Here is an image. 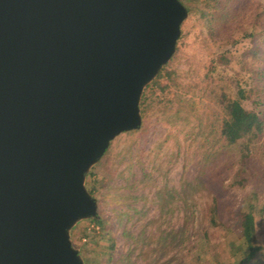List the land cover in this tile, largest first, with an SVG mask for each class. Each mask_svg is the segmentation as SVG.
<instances>
[{
    "label": "water",
    "instance_id": "water-1",
    "mask_svg": "<svg viewBox=\"0 0 264 264\" xmlns=\"http://www.w3.org/2000/svg\"><path fill=\"white\" fill-rule=\"evenodd\" d=\"M181 0H0V264H86V176L170 61Z\"/></svg>",
    "mask_w": 264,
    "mask_h": 264
},
{
    "label": "rangeland",
    "instance_id": "rangeland-1",
    "mask_svg": "<svg viewBox=\"0 0 264 264\" xmlns=\"http://www.w3.org/2000/svg\"><path fill=\"white\" fill-rule=\"evenodd\" d=\"M244 5L240 25L248 28L251 14L254 17L256 11H261L260 23L252 19L250 28L259 31L264 23V0H245ZM239 18L233 19L229 31L215 24L214 34L210 35L206 20L187 15L180 27L177 51L166 63L175 70V81L169 82L165 91L157 88L141 127L117 136L107 154L87 174L88 190L93 178L101 185L92 194L97 200V218L81 219L72 229L73 242L86 264H264V211L257 231L262 249L245 260L237 255L241 248L239 213L244 199L255 189L258 204H264V183L252 179L244 188L218 195L228 229L209 218L208 189L198 181L186 188V178L197 176L207 148L201 146L204 141L197 135L212 131L209 124L216 115L222 116L210 91L211 81L221 84V65L226 75L248 76L236 60L229 64L217 62L219 54L232 51L238 55L243 50L246 42L234 45L229 35ZM227 22L222 27L226 28ZM251 61L264 75L262 58ZM261 86L264 88V82ZM245 103L250 107V99ZM198 123L206 129L198 130ZM145 124L147 131H140ZM237 155L238 151L232 150L225 160ZM222 163L219 159L218 166ZM228 171L232 173L233 168ZM203 184L207 186V182Z\"/></svg>",
    "mask_w": 264,
    "mask_h": 264
},
{
    "label": "trees",
    "instance_id": "trees-1",
    "mask_svg": "<svg viewBox=\"0 0 264 264\" xmlns=\"http://www.w3.org/2000/svg\"><path fill=\"white\" fill-rule=\"evenodd\" d=\"M181 1L185 4L189 15H198L207 21L210 35L214 34L215 24L219 29L223 28L229 31L233 19L240 17L241 19L237 20V24L234 29L230 30L229 35L234 39V45L236 42H246L243 50L238 55H233L232 51H228L217 56L219 64H229L236 60L239 62L241 70L246 69L248 76H242L241 74V78L238 74L226 75L222 65L221 67L216 66L219 67L218 80L221 84L214 85V82L211 81L210 91L220 106L222 116L216 115L214 122L209 124L212 131L207 132V134L198 133L197 136H201L204 141L201 146L207 148L202 156L201 169L197 172V176L186 178V188L198 181L202 184V187L209 190L211 200L208 203V216L216 224L228 229L229 227L222 220L221 215L224 211L221 208L218 195L223 196L224 192H229L232 188H244L247 181L252 179L256 183H264V88L261 86L264 82V75L261 68H255L251 63L252 58L260 60L262 58L264 61V23L257 32L250 29L253 23V21L251 22L252 19L260 23L262 12L256 11L254 17L251 14L247 20L249 27L245 28V26L240 25L243 19L241 16L244 14L245 0ZM237 3L238 7L236 6ZM213 8L217 9L216 13L211 12ZM223 22L228 23L226 28L222 27ZM258 36L261 37L255 41ZM167 64L142 94L140 107L144 120L149 107L153 103L152 95H154L157 88L165 91L169 86V82L175 81V70L169 69ZM148 90H151L149 94L147 93ZM249 99L251 105L247 107L245 102ZM204 129L206 127L198 123V130L203 131ZM140 131H147L146 124ZM109 149L110 147L105 154ZM232 150L238 151L237 157L225 160V156ZM219 159L224 163L218 166ZM213 160H216L217 165L210 164ZM260 160L263 163H259ZM259 164H261V168L258 166ZM229 167L233 168L232 173L228 171ZM212 168L216 169L212 170ZM90 182V193L98 192L101 186L98 179L93 178ZM204 182H207V186H204ZM227 185L228 187H226ZM263 211L264 204H258V193L255 189H252L247 198L244 199L242 210L239 213L241 219L238 237L239 248H241L237 253L240 257L239 260L248 259L262 249L257 242V231ZM228 264L235 263L230 262Z\"/></svg>",
    "mask_w": 264,
    "mask_h": 264
}]
</instances>
